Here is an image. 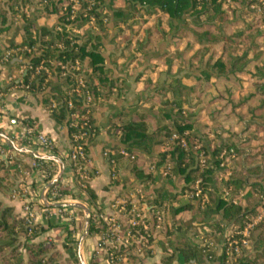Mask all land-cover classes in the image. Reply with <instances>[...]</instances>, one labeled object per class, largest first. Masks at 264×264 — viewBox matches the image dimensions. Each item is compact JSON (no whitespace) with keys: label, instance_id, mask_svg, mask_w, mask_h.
Segmentation results:
<instances>
[{"label":"trees","instance_id":"1","mask_svg":"<svg viewBox=\"0 0 264 264\" xmlns=\"http://www.w3.org/2000/svg\"><path fill=\"white\" fill-rule=\"evenodd\" d=\"M116 1L83 0L82 7L74 11L71 4L65 6L68 0H36V2L35 0H8V9L12 15L15 16L20 12L19 19L20 22L24 21V24L20 28L9 25L1 29L2 32L13 31L0 39V57L3 52L13 51L8 62L4 63L5 72H1L2 80L5 81L12 71L24 66L23 72L10 84L26 86L22 88L23 94L18 99L29 95L37 98L46 109L48 108L49 117L66 129L68 141H71L73 134L85 131L87 135L81 145L87 159H90L87 146L98 135L94 116L96 101L108 98L113 92L114 99L118 100L122 97L120 92L126 86L123 85L124 79L113 76L106 64L107 60L110 61L109 50H112L113 46L106 45L105 41L113 42L117 27L131 19L133 13L140 10H145L147 13L153 11L163 13L169 19L168 33L170 35L167 40L171 36H189L198 44L203 45L199 64L191 63V71L187 75L197 82L209 81L211 78L225 76L227 72H236L242 68L249 62L247 55L250 46L255 45L257 37L261 35V31L257 29L253 34L251 26H248L245 32L226 35L224 26L227 20L223 8L227 1L240 6L260 1L259 22L264 25V0H120L122 6L115 7ZM25 6L29 7L27 17L21 12ZM97 10L104 12L106 22L102 25V21L98 20L99 28L96 31H86L85 40L78 42L80 37L72 31L85 24L91 16L97 17ZM49 15L56 16L54 25L51 27L40 26L36 23L40 16ZM5 22L6 11L2 10L0 11V23L3 25ZM107 30H113L110 38H106ZM164 35H166L165 32ZM17 36L20 37L19 42L16 40ZM240 39L245 41L242 53L238 56H231L228 68L222 57L210 63L212 54L206 62H201L207 51L205 44L217 42L225 44L231 41L236 43ZM105 51H109L108 54ZM73 63L83 64L88 68V71H83L82 68L77 71L84 82L83 86H78V92L75 91L77 81L74 76L61 74L62 65ZM252 74L264 81V59L253 64ZM161 88L170 92L171 97L160 100V106L155 113L151 112V108L129 105L107 116L112 143L102 148L101 155L107 150L108 157L119 164L123 162L122 152L135 157L159 158L154 164V171L147 174L135 167L136 165L131 160V177L123 178L121 181L114 179L110 187H118V194L126 198L132 189L143 185V196L148 201L150 211L158 209L164 213L165 208H162L165 207L164 204L170 206L168 210L171 223H166L158 232L153 231L155 218L150 219V226L147 229L138 226L125 228V231L141 238L146 244H167L169 253L160 256L147 250L137 257L128 256L125 264L136 262L154 264L156 259H160V264H205L213 260L214 252L218 253L217 264H264V221L257 222L250 229L247 245L240 247L239 254L235 255L231 247L227 245L228 240L231 239L227 230L233 233L235 228H243L258 211L264 212V167L262 165L264 155L257 158L256 155L245 154L244 148L241 147L239 133L236 132H231L227 136L217 135L218 143L214 148L203 140L200 141L203 142L201 147L192 150V143L189 140L196 136L197 132L194 131L192 122L184 116L183 106L187 98L181 96L182 92L189 93L191 88L178 81H175L174 85L167 84ZM254 89V93L264 95V82L255 83ZM86 96H89V101L86 100ZM256 109L255 107L250 112L253 113ZM148 118L155 120L153 126H150ZM15 123H20L27 132L32 130V120L28 117L13 118L11 115L7 116L4 110H0V131L10 140L17 139L21 146L37 152L61 155L63 148L55 143L51 149L42 148L19 138L18 130L15 131L12 128ZM173 133L184 136L188 145L181 147L173 144L170 151L155 155V148L162 146ZM2 148L7 155V162L0 159V193L7 195L13 187H24L22 182L17 181L22 171L33 174L39 172L40 177H34L32 182L26 186L29 203L33 209H37L39 206L36 202L37 186L47 183L55 175V163L22 155L5 145ZM230 149L233 153L243 155L242 172L234 171L231 176L218 182L216 175L221 170L222 161L218 157L222 150ZM200 152H203L205 157L209 155L205 158L203 166H200L198 162ZM19 156L22 158L18 159ZM32 162L35 166H31ZM168 162L169 172L161 177L159 170L164 168ZM68 174L69 167L51 189H56L60 197L67 196L85 203L88 207H94L97 196L88 186H84L82 191L78 192H75L73 188L63 186ZM117 175L116 173L115 176ZM129 179L131 182L126 185ZM196 180H199L200 196L185 197V193L192 190V185ZM178 181H182V184H177ZM226 191L227 194H225ZM172 203L178 205L172 206ZM64 209L72 210V208ZM182 210L191 211L195 223L200 225V227L192 228L185 224L188 228L185 229L186 233L189 234L185 240L175 237L177 235L175 226L178 223L175 218ZM100 212L101 210L97 211V213ZM49 219L52 225L44 229L37 225H30L24 216L14 211L13 207L6 206L0 201V264H64L62 253L53 241H48L46 238L57 239L65 233L62 238L63 242L76 246L77 230L60 224L55 218ZM103 229L104 227H99L90 215L89 236ZM40 234H44L45 239L35 241ZM236 237L239 236H234ZM95 249L92 255L95 254ZM92 259H95L94 256ZM73 264L81 263L77 261ZM88 264L94 263L90 260ZM115 264H124V262Z\"/></svg>","mask_w":264,"mask_h":264},{"label":"rangeland","instance_id":"2","mask_svg":"<svg viewBox=\"0 0 264 264\" xmlns=\"http://www.w3.org/2000/svg\"><path fill=\"white\" fill-rule=\"evenodd\" d=\"M82 2L83 0L82 1L68 0L65 6L71 4L72 10L76 11L82 7ZM8 3H9L8 0H0V11L2 10L6 11V22L3 25H1L0 23V39L3 36H5V34L9 35L11 34V32H13L12 30L2 32L1 29L9 25L12 27L18 26L20 28V26L24 24V21H21L23 23L20 22L19 19V17H21L19 15L20 12H18V14H16L15 16H13L12 12L8 9ZM120 6H122V4L120 0L119 1L117 0L115 2V7H120ZM260 8H261L260 1L249 3L247 6H240L237 3L229 2V1L225 3L223 9L226 14V20H227L226 21L227 24L224 26V32L226 35H234L239 32H245V29L248 28V26L249 27L251 26L253 28V29L251 28L253 34L256 33V31L254 30L257 29L261 31L260 33L261 35L257 37L255 45L250 46L247 55L249 62L246 63L242 68L238 69L236 72H231V73L227 72L225 76L215 77V78H211L209 81H201V82H197L187 77V75L189 74V71H191L190 68L191 63L193 65L199 64L200 53L203 45L198 44L192 37L189 36L185 37L179 35H177L176 37L171 36L169 41L166 43L165 52L161 55V57L154 59L153 61H150L151 66L148 69L144 70L141 74L135 76L136 74L134 71L135 67H137L138 64H142L144 60L143 53H141V50L143 49L148 52L157 51L158 45L160 42H162L163 39L162 33L164 34L165 32L166 35L167 34L170 35V33H168L169 19L165 14L157 11L147 13L145 10H140L137 13H133L131 19H129L127 22L117 27L116 29L117 34L115 35L116 37L114 38L113 42L105 41L106 45L113 46V51H114L113 57L117 61L116 64L118 71L120 72V70L124 68L126 70L127 76L129 77L127 82L128 84H130L129 85L130 89L127 90L125 86L126 81L124 80L123 85L125 86V88L122 92H120L122 98H125L124 101L127 103L130 102L131 98L137 92H142L144 94H146V92L148 94L151 93L150 96H145L144 98L140 96L138 99H135L131 105H139L145 109L151 108V112L155 113L156 109L160 106L159 101L166 100L171 97V93L162 90L161 87L167 84L174 85V82L178 81L180 84H183L186 87L191 88L189 93L185 94V92L184 93L182 92L181 96L187 98V101L183 106L184 107L183 110L185 112L184 116L185 117L187 116L188 120L192 122L193 129L194 131L197 132V135L191 138V140H189L192 143V147H193L192 150H196L197 148L201 147L203 145V142L200 141L203 140H205L206 143H209L211 148H214L218 143L217 135L227 136V134L231 132H236L239 133V136L241 138L240 139L241 147L244 148L243 152H245V154L249 153L252 155H256L257 158H261L264 155V95H259L254 93L255 92L254 84L255 83L259 84L264 81L259 80L257 77H254L252 74L253 64L257 63L260 59H264V25L259 22L261 16ZM21 12L25 13L26 17L29 16V7L28 6L23 7ZM96 16L97 17H95V15L91 16V18L88 19V21H86L85 24H83L78 28H74L72 32L80 37L78 42H82L85 40L84 33L86 31L88 30L96 31L99 28L98 20L102 21V25L106 22L107 18L104 16V12L97 10ZM55 19H56L55 15L40 16L36 20V23H38L40 26L47 25L51 27L52 25H54ZM112 31L111 30L106 31V38H110ZM19 38H20L19 36L16 37L17 42L20 41ZM234 42L235 41L227 42L225 44L223 42H217L208 45L205 44V46H207L206 47L207 51L205 52L201 62L203 63L206 62L208 58H211L210 55L212 54L213 56L210 60V63L214 62L218 57H222L228 68L230 64L231 56L233 57L240 55L242 53L243 46L245 45V41L243 39L236 41V43ZM76 64H77L76 69L79 68L78 70H81L82 68L83 71L84 70L88 71V68L83 64L82 65L78 63ZM1 72H5L4 65L0 66V89L2 92V100H3V105L2 107L0 106V110H4L5 114L8 116L9 114L6 108L9 107L10 104L9 99L12 98L13 100H18V98L21 96L20 94H23V91H20L18 89H13V85H10L11 82L9 83L6 80L3 81L1 77L2 75ZM69 72H71L69 68L65 69V75L70 74ZM18 75L19 73L17 72V70L12 71L11 73V76L14 77H17ZM73 76L77 80V84H78L80 79V74H74ZM79 87L77 85L76 88L79 89ZM15 96H17V99H15ZM114 96L115 94L113 92L109 96V99L114 100ZM126 107L129 106L126 105ZM255 107L257 109L253 113H251L250 111L253 110V108ZM46 110H48V108ZM147 120L150 126L154 125L155 120L153 118H148ZM17 126L19 127L18 130L19 132L22 126L20 123H17ZM32 128L38 131L37 126L33 121H32ZM12 142L16 145H20L17 142V139H15ZM70 143L71 142L69 141V144ZM172 145H173L172 141L168 139L167 141H164L162 146L159 145L155 148L154 154L156 155L163 151H170L171 148L173 147ZM187 145L188 142L186 141V146ZM208 157L209 155L206 156V158ZM0 159H2L1 156ZM158 159H159L158 157L145 158L143 156H137L135 157V159L131 161V158L128 155V156H123L122 157L123 162L119 164L115 162L110 163L109 160L107 161V159L105 160L104 158H102L104 166L108 170L110 181L114 180L112 179L111 175L112 174L116 175V173L118 175L115 176V179H119L120 181L121 179L123 180V178H130L131 177L130 161L133 162L134 165H136L135 167H138L142 172H146V166L150 162L155 164L156 162H158ZM167 164L169 166V162ZM222 164L224 166L221 167V170L217 174L218 182H220L222 179L231 176L232 172L234 171L238 173L242 172L243 155L239 153H234L233 157H231V153L229 155L226 154L224 155V160ZM82 165H84L85 169L87 170V173L89 172L90 174L89 180L87 182L79 181L78 183H76L77 185H71L68 187V188H73L75 192L82 191V188H84V186H88L89 181L95 175V171L93 170L94 165L89 159L85 158V161L84 163H82ZM262 165L264 167V162H262ZM66 166L68 167L67 163ZM162 169L163 168H160L159 174L161 175V177H164L165 175L161 173L163 171ZM31 174L32 173L28 171H22L21 174L17 177V181L20 177L21 178L29 177ZM37 174H38L37 176L40 177V174L38 172ZM130 182L131 179H129V182L126 183V185H128ZM45 184L41 186L40 190ZM177 184H182V181H178ZM13 190H17L18 192H16L17 193L16 195L12 196ZM7 196L11 200L19 199V198L24 199V202L22 203V207L25 202L28 203L30 202L29 198L26 195L25 184L24 187L22 188L21 187L18 188L17 186L13 187L8 192ZM133 196L134 199H137L134 194ZM68 198L73 200L72 202H81L77 199H73L70 197ZM122 199L124 198L120 196L118 192L115 193L114 198L111 200L103 201L97 198L94 207L92 208L88 207L90 210L89 217L90 215L97 213L98 210L99 211L101 210L99 215L104 217V220L112 219L113 222L115 221L120 222L123 226H127L128 220L129 222L131 220L133 221V217L131 216L130 212H128L127 210L125 212H122L117 209L116 207L117 203L120 202V200ZM133 201L134 203L138 204L137 211L140 212L141 214L147 215L150 208L147 203L148 202L147 199L143 197V199L141 200H133ZM36 202L38 203L39 205L38 208H40L41 212L43 208H50L41 205L39 203V199H36ZM172 204H173L172 206L178 205L177 203H172ZM164 205L165 207L162 208H165L164 211L167 216V224H170L171 223L170 212L168 210L170 206L167 204ZM22 207H21L22 216H24L26 219ZM31 209L35 214L33 216V223L31 225H37L41 227L40 223L38 221L37 222L35 221L37 215L36 213L38 212L35 211V209H33L32 207ZM69 212L73 213L72 220L68 221V223H63V225L73 227L77 230L76 238H77V242H79L80 235L84 228V213L82 211L79 212L77 209H73V208L72 210H69ZM43 214L45 216L47 213L44 212L42 213V215ZM42 215H40L41 220H43ZM258 215L260 216V214L257 213L255 216L251 217L250 221L245 226H247L248 224H254L253 223L254 220L256 222H259L261 220L264 221L263 217L259 219L260 217ZM184 216L185 218H188L189 215L186 214ZM97 223H99V227L102 226L104 227L102 220L98 221ZM149 226L150 225L147 226L146 224L147 228H149ZM235 229L241 230L238 228ZM124 230L125 229L119 228L116 231V234H118L119 236H123V234L125 233ZM153 231L158 232L155 230ZM227 232L229 231L227 230ZM64 236L65 233L61 234L60 238H63ZM44 239H45V235L40 234L35 238V241L44 240ZM46 239L48 241H53L56 245V248L58 249L56 244V238L48 237ZM70 246L72 253L70 257L67 256V253L64 252L62 253L58 249L63 255L62 262L64 264H73V262H77V261L80 262L77 253L74 250L76 246L74 245H70ZM94 247H96V243ZM152 247L153 245L152 246L150 245L149 250L151 252H153ZM92 256L90 260L93 261L94 264H96L97 261L96 259H92ZM80 263L88 264L86 262V259L85 260L83 259V262ZM135 264H142V262H136Z\"/></svg>","mask_w":264,"mask_h":264},{"label":"built area","instance_id":"3","mask_svg":"<svg viewBox=\"0 0 264 264\" xmlns=\"http://www.w3.org/2000/svg\"><path fill=\"white\" fill-rule=\"evenodd\" d=\"M13 51H6L3 52L1 57H0V66H3L4 63L8 62L11 54ZM25 62V60H23ZM76 63L73 64H64L61 66L62 68V75H65V69L69 68L71 72L70 74L74 75L77 74L76 69ZM24 66L19 67L17 72L19 75L23 72ZM18 75V76H19ZM17 76V77H18ZM14 76H8L6 78L7 82H11L14 80ZM77 78V77H76ZM77 81V80H76ZM83 80L80 77L79 83L77 84L78 86H83ZM23 84H18V85H13V89H18L20 91H23L22 88H25ZM77 87V86H76ZM75 91H79V89H75ZM15 99H17V96H15ZM86 100L89 101L90 98L89 96H86ZM3 105V100H2V92L0 89V106L2 107ZM3 111V110H2ZM84 117V116H83ZM19 138H21L24 141H27L29 143L35 144L39 147L42 148H53L54 142L53 140L48 137L45 133L40 132L32 128L30 132H27L25 128H21L20 131L18 132ZM87 133L85 131H79L71 136V143L69 144L68 147V152L65 154L63 157L65 162L67 163L69 167V174L66 178V182L63 183L64 187H69L71 185H77L79 181L82 182H87L89 180V172L87 173V170L85 169L84 163L86 154L84 152L83 146L81 145L82 140L86 137ZM170 141H172L173 144L175 145H180L181 147H186V141L184 136H180L177 133H173L170 135L168 138ZM167 139V140H168ZM4 144L0 143V156L4 154L3 147ZM40 154H47V153H42L39 152ZM231 157H233V152L232 150H222V152L219 155V159L221 161L220 166L223 167L224 165L223 160H224V155L230 154ZM123 156H128L126 152H122ZM102 158L107 161L109 160L110 163H113L114 160L110 159L108 157V151L105 150L102 152ZM131 160L135 159L134 155L129 156ZM205 156L203 155V152L199 153V165L203 166L205 163ZM31 166H35V163H31ZM170 165L168 164L162 169L163 171L161 172L162 174L166 175L169 171ZM154 171V164L150 162L146 166V172H143L144 174H147L149 172ZM39 173V172H38ZM40 174V173H39ZM217 176V175H216ZM112 179H115V174L111 175ZM53 178V177H52ZM143 185H140V187L134 189L133 191L129 192L127 197L120 200V202L117 203V209L119 211L125 212L126 210L130 212L131 216L133 217V221L131 220L127 223V226H123L120 222H113L112 219L109 220H104V217L99 215V213H95L92 215L94 218L95 222L97 223L98 221L102 220L104 224V229L99 232L92 234L94 238L96 239V249H95V254L93 255L94 258L96 259L97 263L96 264H115L116 262H124L126 263V260L128 256H134L137 257L139 254H141L143 251H147L150 249V245L144 243V241L141 238L135 237L133 234H131L128 231L124 230L123 236H119L116 234V231L121 228L125 229L127 227H134L138 226L143 229H146V224L147 226L150 225V219L155 218L156 222L154 224V230L155 231H160L163 229L164 225L167 223V216L166 213L161 210H154L150 211L146 214H141L140 212L137 211V205L134 203L133 200H141L143 199V191H142ZM18 192L17 190L12 191V196L16 195ZM133 193L137 199H134ZM201 194V189L199 187V180H196L194 184L192 185V190L189 192L185 193V197H199ZM227 194V191L225 192ZM203 200H205L203 198ZM73 200L69 199L67 196L65 197H60L59 192L56 189H50L47 195L44 197V202L49 203V202H72ZM23 211L26 216V221L28 224L33 223V216L35 215L33 213V210L31 209V206L28 202H25L23 204ZM52 209V210H50ZM47 213L49 218H55L58 220L59 223H68V221L72 220L73 213L69 212V210H66L64 208H43L42 213ZM141 215H140V214ZM260 214L261 219L263 217L264 219V214L262 211L258 212ZM253 223H257L255 220ZM99 225V223H97ZM161 224V227H160ZM254 224H248L247 226H244L243 229L241 230H234V232H227L230 236L231 239L228 240V247H231L232 251L234 252L235 255L239 254L240 247H244L247 245V237L249 234L250 229L254 226ZM227 235V234H226ZM234 236H239L238 238H234ZM152 246V245H151Z\"/></svg>","mask_w":264,"mask_h":264},{"label":"crops","instance_id":"4","mask_svg":"<svg viewBox=\"0 0 264 264\" xmlns=\"http://www.w3.org/2000/svg\"><path fill=\"white\" fill-rule=\"evenodd\" d=\"M162 37H163L162 42L159 43L157 51L148 52L143 49L141 50V53H143L144 60L142 64H138L137 67H135L134 69L136 73L135 76L141 74L144 70L148 69L151 66L150 61H153L154 59L161 57V55L165 52L166 43L169 41L167 40L168 39L167 37H169V35L166 36L162 33ZM109 51H110V61L107 60L106 62L107 66L111 69L113 76L121 77L122 79L126 81L125 85L127 87V90H129L130 84H128L127 82L129 77L127 76L126 70L122 68L120 72L118 71L117 64H116L117 61L113 57L114 51L113 49ZM109 51H105V53L108 54ZM142 94L144 93L137 92L136 94H134V96L131 98V101L128 103L125 102L124 101L125 98H122V97L119 98L118 100L117 99L111 100L108 97V98L99 99L98 101H96L94 105V116L96 119L95 124L98 127V135L87 146V151H88V155L90 158L89 160L94 165L93 170L95 171V175L89 181L88 187L96 194L99 200H103V201L111 200L114 198L115 193L119 191L118 187H115V188L110 187L111 181H110L109 173H108L107 168H105L103 160L101 158L102 148L108 147L112 143V136L109 133V129L107 125V116L110 113H115V112L125 109L126 105L128 106L131 105L134 102V100L138 99L140 96L144 98L145 96L151 95V93L148 94L147 92L144 95ZM9 102L10 104H9V107L7 108L9 116L11 115L13 118L15 117L21 118L24 116L28 117L36 124L38 131H42L46 133L57 146L63 148V150L61 151V155H58L57 157L63 161V172H64L67 169V166H66V163L63 157L68 152V147H69V141H68L66 129L56 124L49 117L48 111L46 110V108L37 100V98L33 96L29 95L26 97H22V99H18V100H13L11 98L9 99ZM12 128L15 131L19 130L17 123H15ZM17 158L21 159L22 156H19ZM54 163H55V171H56L55 175H56L59 172L61 165L57 162H54ZM37 175H38L37 173H34V174L32 173L29 177H22V178L20 177L18 181L25 184V186H28L32 182V179L34 177L36 178ZM40 188L41 186L38 185L37 186V199L40 196V192H41ZM0 201L6 206L13 207L16 213H19L20 215H22L21 207H22V203L24 202V199L19 198V199L11 200L6 194L0 193ZM35 211L38 212L36 213L37 215H36L35 221L36 222L38 221L40 223L41 229L47 228L48 226L52 225L48 214H46L45 216L44 214L42 215L40 208L35 209ZM186 214L189 215L188 218H185L184 215ZM40 215L43 216L42 217L43 220H41ZM193 218H194V215L191 211L182 210L177 213L176 218H175V221L178 222L177 225L175 226V230L177 232L176 233L177 235L175 237L177 239L185 240L189 236V234L186 233V230L188 229L186 228V225L188 227L191 226L192 228L197 227V226L200 227V225H197V223H195L196 221ZM84 227H85V223H84ZM192 228L190 230H192ZM95 243H96V240L94 236L92 235L89 236L88 234L80 249L78 247L79 242L76 243L75 251L77 253V256L80 262H83V259L84 260L86 259L87 263L89 262L93 254V251L95 249L94 247ZM56 244H57L58 249L62 253L63 252L67 253V256L70 257L72 253H71V248H70L71 246L69 244L64 243L63 239L60 237L56 239ZM166 246L167 244L158 245L157 243H155L153 244V247H152L153 249L152 253L163 256V254L169 253V247H166ZM213 255H214L213 260L207 263L205 262V264H217L218 253L214 252ZM159 260L160 259H156L154 264H160Z\"/></svg>","mask_w":264,"mask_h":264},{"label":"water","instance_id":"5","mask_svg":"<svg viewBox=\"0 0 264 264\" xmlns=\"http://www.w3.org/2000/svg\"><path fill=\"white\" fill-rule=\"evenodd\" d=\"M0 142H2L6 147L15 150L16 152L20 154L27 155L31 158L38 159V160H50L53 162H57L61 165V168L59 172L53 176L41 189L40 196H39V203L45 207H52V208H73V209H78L83 211L84 213V223L85 227L80 235V240H79V249L82 247V244L85 241V238L88 234L89 230V208L86 204L83 202H49L45 203L44 202V197L47 195L49 190L54 186V184L61 178L63 174V161L58 158L57 156H54L52 154H40L39 152L23 147L21 145H16L14 144L3 132L0 131ZM2 160L7 162V156L3 154L1 156ZM83 264V263H82Z\"/></svg>","mask_w":264,"mask_h":264}]
</instances>
